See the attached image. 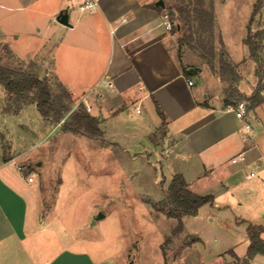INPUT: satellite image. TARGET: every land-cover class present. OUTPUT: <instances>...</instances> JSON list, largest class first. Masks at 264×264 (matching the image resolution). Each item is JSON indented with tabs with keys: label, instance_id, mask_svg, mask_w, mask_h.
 <instances>
[{
	"label": "rangeland",
	"instance_id": "obj_1",
	"mask_svg": "<svg viewBox=\"0 0 264 264\" xmlns=\"http://www.w3.org/2000/svg\"><path fill=\"white\" fill-rule=\"evenodd\" d=\"M163 1L172 4V0ZM60 5L72 14L78 12L74 0H0L2 62L36 60L39 67L33 70L43 77L40 61L47 60L46 67L55 78L58 67L63 63L67 66L69 47L65 40L58 41L66 36L54 33L42 39L41 35L43 22ZM214 5L216 54L223 45L228 59L240 71L239 87L248 93L254 91L259 78L245 39L264 32V0H214ZM165 13L173 25L175 21L168 11ZM170 32L177 57L190 65L188 69L204 68L209 75H199L205 83L210 82L214 92L209 100L218 101L212 76L218 67L211 70L186 44L179 47L178 34ZM260 53L264 88V39ZM52 59L54 66L49 62ZM32 105L19 109L0 85V140L5 152L7 136L13 141L12 155L20 154L15 168L21 167L23 180L34 181L29 183L32 204L43 217L37 248L28 246L27 240L26 248H14L9 256L3 253L0 264H49L56 257V264H66L69 259L75 264H94L109 258L118 264H243L231 251L244 258L249 247L248 226H264L263 160L261 166L252 163L242 168L239 178L224 182L225 186L212 177L196 183L191 189L212 195L213 203L202 206L196 216L183 217L184 229L175 234L178 220L166 214L168 207L162 201L173 173L187 162H182L177 152H155L150 146L132 144V134L138 131L135 122L144 117L133 105L125 108L122 118L103 122L96 116L103 131L101 138L65 131L61 129L64 120H48ZM22 108L19 116L11 115ZM160 132L161 128L155 138ZM256 142L264 153V135ZM226 158V153L221 155L225 166L218 170L224 172L223 177L240 167ZM251 173L254 177L248 178Z\"/></svg>",
	"mask_w": 264,
	"mask_h": 264
},
{
	"label": "crops",
	"instance_id": "obj_2",
	"mask_svg": "<svg viewBox=\"0 0 264 264\" xmlns=\"http://www.w3.org/2000/svg\"><path fill=\"white\" fill-rule=\"evenodd\" d=\"M74 3L77 6V0ZM155 6L156 0H99L98 8L93 12L77 10L72 14L68 9L70 26H66L56 21L58 11H63L60 5L52 17L43 22L41 35L42 39H48L54 33L66 36L58 41L65 40L69 47L67 66L61 64L53 79L68 90L74 103L81 101L87 94L85 90L89 89L86 103L92 115L99 116L103 122L122 118L125 108L133 105L144 117L135 122L138 131L132 134V144L143 148L150 146L155 152L160 149L177 152L182 162L187 163L172 176L182 174L190 189L207 177L225 186L224 182L239 178L242 168L252 163L261 166L264 161V153L256 142L264 135V104L249 111L247 120L253 131L249 136L242 134V121L235 112L224 107V84L218 72L212 75L218 89L214 94L218 101L210 102L209 97L214 93L211 84L205 83L199 75L209 74L200 67L188 69L190 65L177 57L173 35L163 24L166 13ZM54 60L49 61L53 66ZM30 62H34L35 69L39 67L36 60L24 63ZM47 64V60L40 61V68L44 76L52 78ZM186 68L189 72L196 69L197 74L187 76ZM240 90L244 94L253 92V89L249 93ZM80 91L84 94L78 97ZM262 94L264 96V91ZM23 109L11 115L19 116ZM158 110L164 116V125ZM18 126L26 127L24 124ZM160 128V135L155 138ZM140 136L145 143L141 142ZM6 139L7 143L9 141L7 152L0 140V257L5 252L9 256L14 248H26L27 240L28 246L36 249L43 218L32 204L29 183L34 181L29 182L28 178L26 182L21 178V167L15 168L20 154L12 155L14 143L8 136ZM240 152L246 153L245 163L229 170L224 177V172L218 173L225 166L222 154L226 153L231 159ZM220 178L224 179L221 181ZM58 258L49 264H56ZM233 258L243 259L240 256ZM72 261L69 259L66 264H75L74 259ZM94 264L118 263L109 258ZM250 264H264V255H256Z\"/></svg>",
	"mask_w": 264,
	"mask_h": 264
},
{
	"label": "trees",
	"instance_id": "obj_3",
	"mask_svg": "<svg viewBox=\"0 0 264 264\" xmlns=\"http://www.w3.org/2000/svg\"><path fill=\"white\" fill-rule=\"evenodd\" d=\"M155 7L164 13L168 11L172 21H175L172 31L179 36V47L186 44L211 70L214 71L218 67L219 78L224 84L223 103L226 109L236 106L241 101L247 102L249 111L264 104L262 94L264 88L261 83L263 64L260 53L264 32L249 34L245 39L250 56L256 62V74L259 78L256 89L250 95H246L239 87L241 76L237 70L238 66L228 59L223 45L218 56L216 54L214 0H172V4H165L164 8ZM257 8L256 4L255 12ZM254 37L257 39L255 40ZM15 64L16 62L3 63L0 59V85L7 95L20 105L19 109L23 105L33 104L44 118L56 123L64 120L61 129L65 131L81 133L89 138L102 137L103 131L99 128L98 118L89 113L83 103L69 114L74 101L60 82L38 75L34 71V62ZM185 73L187 76H195L197 70L189 72L186 68ZM158 113L164 125V116L160 110ZM213 200L212 195L193 192L184 176L175 174L170 180L162 203L168 207L166 214L178 220V226L174 230L176 234L184 229L183 217L196 216L202 206L212 204ZM247 231L249 247L246 256L242 259L243 264H250L256 255H264V226L249 225ZM231 254L236 258L234 252L231 251Z\"/></svg>",
	"mask_w": 264,
	"mask_h": 264
},
{
	"label": "built area",
	"instance_id": "obj_4",
	"mask_svg": "<svg viewBox=\"0 0 264 264\" xmlns=\"http://www.w3.org/2000/svg\"><path fill=\"white\" fill-rule=\"evenodd\" d=\"M99 5V0H77V8L81 13H88V12H93L98 8ZM164 26L171 31L172 30V24L168 19V16L165 15V19L163 22ZM190 85L193 84L192 81L189 82ZM110 86L112 84H109ZM88 94V93H87ZM84 95V97L82 98L81 101L77 102L75 104V106L71 109V111L69 112V114L74 111L75 109H77L81 103H83L87 109L88 112L91 111L90 106L86 103V95ZM230 110H232L233 112H235V114L239 117V119L242 121V126H241V133L245 134V135H251L252 131H253V126L252 124L247 120L248 116H249V110H248V104L246 101H241L239 102L236 106L234 107H230L228 108ZM139 112V110H138ZM63 122V120L61 121ZM60 122V123H61ZM247 160L246 157V153L245 152H240L237 155H235L234 157L231 158V162L233 164H241V163H245ZM254 173H251L248 175V178L254 177ZM29 181H32V178H29Z\"/></svg>",
	"mask_w": 264,
	"mask_h": 264
},
{
	"label": "water",
	"instance_id": "obj_5",
	"mask_svg": "<svg viewBox=\"0 0 264 264\" xmlns=\"http://www.w3.org/2000/svg\"><path fill=\"white\" fill-rule=\"evenodd\" d=\"M156 6H160V7L164 8L165 3L163 0H160V1L156 2ZM56 21L63 24V25L70 26L68 9L59 12V14L56 17ZM99 217H103V215L100 214ZM95 222H96V220H93V223H95Z\"/></svg>",
	"mask_w": 264,
	"mask_h": 264
}]
</instances>
